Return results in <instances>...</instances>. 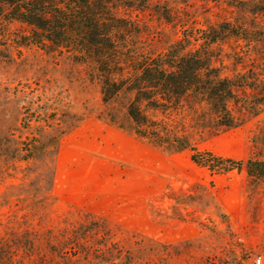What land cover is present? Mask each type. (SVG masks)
I'll return each mask as SVG.
<instances>
[{
	"label": "rangeland",
	"instance_id": "obj_1",
	"mask_svg": "<svg viewBox=\"0 0 264 264\" xmlns=\"http://www.w3.org/2000/svg\"><path fill=\"white\" fill-rule=\"evenodd\" d=\"M115 13L132 60L198 51L231 84L227 112L195 90L142 102L157 137L140 136L134 91L103 101L92 63L0 22V264H264V177L191 159L264 160V0H117Z\"/></svg>",
	"mask_w": 264,
	"mask_h": 264
},
{
	"label": "trees",
	"instance_id": "obj_2",
	"mask_svg": "<svg viewBox=\"0 0 264 264\" xmlns=\"http://www.w3.org/2000/svg\"><path fill=\"white\" fill-rule=\"evenodd\" d=\"M116 5L117 0H0V22L29 27L19 37L22 45L68 52L78 61L92 63L99 76L103 101L123 88L134 91L127 113L140 136L157 137L148 129L142 102L166 107L167 102H175L195 90L216 112L226 114V101L233 95L231 84L217 74H203V70L211 68L198 51L175 54L167 50L132 60L133 55L123 45L127 24L115 13ZM191 159L219 173L240 169L244 164L250 179L264 177V160H234L211 152H193Z\"/></svg>",
	"mask_w": 264,
	"mask_h": 264
},
{
	"label": "built area",
	"instance_id": "obj_3",
	"mask_svg": "<svg viewBox=\"0 0 264 264\" xmlns=\"http://www.w3.org/2000/svg\"><path fill=\"white\" fill-rule=\"evenodd\" d=\"M257 262H258V263L260 262V258L257 259Z\"/></svg>",
	"mask_w": 264,
	"mask_h": 264
}]
</instances>
